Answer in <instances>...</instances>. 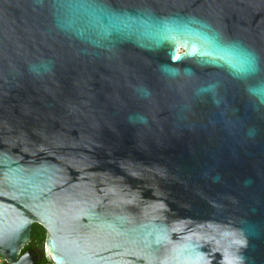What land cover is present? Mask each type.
<instances>
[{"label":"water","instance_id":"obj_1","mask_svg":"<svg viewBox=\"0 0 264 264\" xmlns=\"http://www.w3.org/2000/svg\"><path fill=\"white\" fill-rule=\"evenodd\" d=\"M43 253L264 264V0H0V254Z\"/></svg>","mask_w":264,"mask_h":264},{"label":"trees","instance_id":"obj_2","mask_svg":"<svg viewBox=\"0 0 264 264\" xmlns=\"http://www.w3.org/2000/svg\"><path fill=\"white\" fill-rule=\"evenodd\" d=\"M44 238H45V229L44 227L37 223L34 222L31 227L30 231V240L25 246L21 249V251H24L26 247L32 246L33 248H41L43 243H44ZM50 260L48 257L43 253L41 258H38L37 264H47ZM4 264H8L5 262Z\"/></svg>","mask_w":264,"mask_h":264},{"label":"built area","instance_id":"obj_3","mask_svg":"<svg viewBox=\"0 0 264 264\" xmlns=\"http://www.w3.org/2000/svg\"><path fill=\"white\" fill-rule=\"evenodd\" d=\"M49 259V258H48ZM50 260V259H49ZM6 262V260L4 259V257L0 254V264H4ZM47 264H56L53 263L51 260L47 263Z\"/></svg>","mask_w":264,"mask_h":264},{"label":"flooded vegetation","instance_id":"obj_4","mask_svg":"<svg viewBox=\"0 0 264 264\" xmlns=\"http://www.w3.org/2000/svg\"><path fill=\"white\" fill-rule=\"evenodd\" d=\"M44 254H45V253H44ZM42 255H43V254L39 255V256H38V258H41V257H42ZM45 255H46V254H45ZM37 262H38V260H37Z\"/></svg>","mask_w":264,"mask_h":264}]
</instances>
